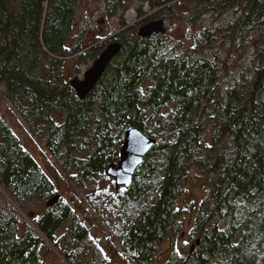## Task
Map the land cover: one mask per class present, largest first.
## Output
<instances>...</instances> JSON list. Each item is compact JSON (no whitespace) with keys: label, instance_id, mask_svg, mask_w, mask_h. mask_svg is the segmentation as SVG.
I'll use <instances>...</instances> for the list:
<instances>
[{"label":"trees","instance_id":"1","mask_svg":"<svg viewBox=\"0 0 264 264\" xmlns=\"http://www.w3.org/2000/svg\"><path fill=\"white\" fill-rule=\"evenodd\" d=\"M84 1L0 0V104H11L29 141L42 142L57 176L0 109V264H46L50 245L59 264H264V0H140L135 24L125 18L134 0H102L118 29L85 47L82 34L71 35ZM182 3L193 9L189 20L233 13L224 23L210 18L180 52L167 49L164 34L137 35ZM111 42L120 52L79 99L63 78L65 60L87 63ZM225 47L249 55L231 83ZM128 126L157 142L130 186L116 188L105 171ZM191 180L203 195L177 247L190 211L178 202Z\"/></svg>","mask_w":264,"mask_h":264},{"label":"rangeland","instance_id":"2","mask_svg":"<svg viewBox=\"0 0 264 264\" xmlns=\"http://www.w3.org/2000/svg\"><path fill=\"white\" fill-rule=\"evenodd\" d=\"M139 2L140 0H134L132 7L127 10L125 18L128 24H135L139 21V17L137 15V12L135 11V8L136 6H138ZM143 10L149 11V7L147 4L143 5ZM104 11L105 4L102 0H85L76 12L77 17L71 34L72 38L74 36L82 34L83 37L80 38L81 45L85 47L88 45L89 41L94 39V37L96 36L102 38L110 36L112 30L118 29V19L116 17H113L107 20ZM192 11L193 9L191 8V5L189 3H182V6L179 7L176 16L165 19L166 32L163 39L167 44L166 46L168 50L180 52L181 50L188 49V47L193 45L197 33H199L205 26L212 24L210 18H213V20L217 19L220 23H224L231 18L233 13L231 11H228L226 14L222 15L219 18L215 16H202L201 18L196 20H189ZM157 19L159 18H156L154 20ZM140 26H138V28ZM71 41L72 39L70 38V42ZM221 50L224 57L234 56L233 58H231V60L233 61L232 70H230V72L225 75V82L231 83L234 80L235 76L238 75V72L246 67L249 55H245V53L239 55L233 49L228 51L226 47L222 48ZM92 62L93 60H89L87 63H82L76 60L74 57H68L65 60V64L63 66L64 80L66 79V81H69L73 77L82 78L84 71L91 66ZM2 93L3 86H0V101L1 99L5 100ZM0 109L6 114L7 121L10 123L12 129L21 138L22 142L24 143L23 145H26L30 152L34 155V157H36L37 160L42 164L43 170L46 171L50 179L52 181L56 180L57 182L55 169H51L50 167V165H52V167L55 168L54 159L51 156H48L47 158L50 164L47 163V159L43 157L44 155H42V142L35 136H30L31 141L28 140L26 136L29 134L28 127L25 125L27 131L20 128L19 124L21 123V119H19L20 117L18 114L13 113L12 106L7 100L5 105L0 104ZM10 114H12L13 117H10ZM186 190V193L180 197L178 203L180 205L184 204V206L186 207L188 206L190 211L188 215H184V227L182 228L184 232L176 241L177 247H179L187 240L186 233L189 230L188 227H190L191 225L194 210L197 209V206L199 205V202L203 195L201 184L195 183L192 180L188 183ZM41 208L42 205L39 204L37 200H31L30 209L32 211L38 212L42 210ZM104 228L106 227L104 226ZM172 246L173 245L170 240L164 241V243L160 246L162 261H164L168 256V253L172 249ZM49 247L50 249L47 250L46 248L43 254L46 264H59L61 261V256L53 247H51V245ZM126 262L130 263L129 261Z\"/></svg>","mask_w":264,"mask_h":264},{"label":"water","instance_id":"3","mask_svg":"<svg viewBox=\"0 0 264 264\" xmlns=\"http://www.w3.org/2000/svg\"><path fill=\"white\" fill-rule=\"evenodd\" d=\"M165 20L160 18L157 20H151L145 22L137 30V35L144 38L150 37L153 34H165ZM121 44L118 42L109 43L103 51L93 60L91 66L86 69L82 75V78L73 77L69 80V85L74 89L76 96L79 99H84L86 95L94 88L98 83L110 61L120 52ZM11 105V104H10ZM157 142L155 138H151L141 132L139 129L133 126H128L125 130L124 139L120 148L119 159L108 165L105 173L114 181L115 187L128 188L132 181V176L140 165L154 144ZM59 199V195L54 196L46 202L47 207H51ZM29 221V219L27 218ZM88 228L90 233L93 229ZM115 249L122 253L120 246L116 241H112ZM128 255L123 254V257L130 261Z\"/></svg>","mask_w":264,"mask_h":264},{"label":"flooded vegetation","instance_id":"4","mask_svg":"<svg viewBox=\"0 0 264 264\" xmlns=\"http://www.w3.org/2000/svg\"><path fill=\"white\" fill-rule=\"evenodd\" d=\"M153 35H154V36H159L160 34H153ZM151 36H152V35H151ZM151 36H150V37H151ZM170 51H171V50H170Z\"/></svg>","mask_w":264,"mask_h":264},{"label":"snow or ice","instance_id":"5","mask_svg":"<svg viewBox=\"0 0 264 264\" xmlns=\"http://www.w3.org/2000/svg\"><path fill=\"white\" fill-rule=\"evenodd\" d=\"M185 243H187V241H185ZM177 254H179V250L177 249Z\"/></svg>","mask_w":264,"mask_h":264}]
</instances>
